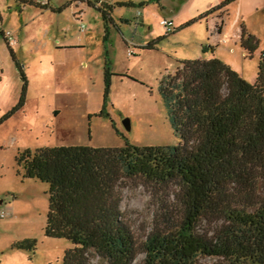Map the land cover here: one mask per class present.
<instances>
[{
	"label": "rangeland",
	"instance_id": "rangeland-1",
	"mask_svg": "<svg viewBox=\"0 0 264 264\" xmlns=\"http://www.w3.org/2000/svg\"><path fill=\"white\" fill-rule=\"evenodd\" d=\"M39 3L0 0V212L5 213L0 216V264H64V250L72 246L64 236L45 234L48 182L22 175L15 158L20 149L119 146L126 140L139 145L176 144L180 137L159 93L161 76L172 72L180 59L212 54L202 46L218 43L214 55L254 82L264 47V0ZM102 8L109 10V18H104ZM212 12L216 16L210 17ZM162 18L170 22L171 31L166 32ZM241 24L258 38L251 55L240 42ZM2 29L11 30L18 41L11 46L15 57ZM149 40H155L152 47L145 46ZM106 59L114 73L105 113L99 114ZM16 61L26 76L21 104L24 79ZM121 190V208L140 242L151 229L165 193L130 178ZM201 227L207 225L203 222ZM23 238L35 239L34 251L13 245ZM91 260L105 264L96 255ZM130 264H144V252L138 251Z\"/></svg>",
	"mask_w": 264,
	"mask_h": 264
},
{
	"label": "trees",
	"instance_id": "trees-1",
	"mask_svg": "<svg viewBox=\"0 0 264 264\" xmlns=\"http://www.w3.org/2000/svg\"><path fill=\"white\" fill-rule=\"evenodd\" d=\"M102 14L109 18V10L102 8ZM239 38L251 55L258 38L244 24ZM202 49L212 55L180 59L159 80L178 143L126 140L119 146L60 144L17 152L23 176L48 182L44 232L72 241L64 264H93L92 255L105 264H130L138 251L144 264H264V47L254 82L214 55L213 46ZM16 62L24 79L21 104L26 76ZM112 73L106 59L99 114L105 113ZM127 178L165 193L140 242L121 208ZM13 245L34 251L35 239ZM200 256L216 258L201 262Z\"/></svg>",
	"mask_w": 264,
	"mask_h": 264
},
{
	"label": "built area",
	"instance_id": "built-area-1",
	"mask_svg": "<svg viewBox=\"0 0 264 264\" xmlns=\"http://www.w3.org/2000/svg\"><path fill=\"white\" fill-rule=\"evenodd\" d=\"M41 3H47L48 0H40ZM138 12H140V10H138ZM0 22H1V19H0ZM160 23L163 24L166 28L167 31L169 30H172L173 27L170 25V22L166 19V18H162L160 20ZM3 31V35L7 41V43L12 46L16 43V38L14 37L13 33L11 30H5V29H2ZM128 53H131V49L128 50ZM5 213L3 211L0 212V216H3Z\"/></svg>",
	"mask_w": 264,
	"mask_h": 264
},
{
	"label": "crops",
	"instance_id": "crops-1",
	"mask_svg": "<svg viewBox=\"0 0 264 264\" xmlns=\"http://www.w3.org/2000/svg\"><path fill=\"white\" fill-rule=\"evenodd\" d=\"M210 17H213V16H216V14L215 13H211L210 15H209ZM221 17V19H222V17L223 16H220ZM2 19V18H1ZM218 34H221L222 33V26L220 25L219 26V28L217 29V31H216ZM18 43V41L16 42V44ZM210 45H211V43H210ZM212 45H213V50L216 48L215 46H217L218 45V43H212ZM15 49V48H14ZM212 54H207L205 57H210Z\"/></svg>",
	"mask_w": 264,
	"mask_h": 264
},
{
	"label": "water",
	"instance_id": "water-1",
	"mask_svg": "<svg viewBox=\"0 0 264 264\" xmlns=\"http://www.w3.org/2000/svg\"><path fill=\"white\" fill-rule=\"evenodd\" d=\"M124 123H125V125H126L127 128L130 127V123H129V119L128 118H125L124 119Z\"/></svg>",
	"mask_w": 264,
	"mask_h": 264
}]
</instances>
